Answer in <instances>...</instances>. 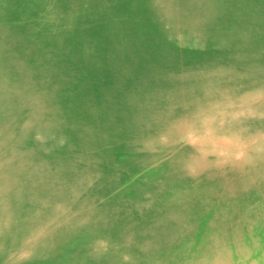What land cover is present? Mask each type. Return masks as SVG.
<instances>
[{
	"label": "rangeland",
	"instance_id": "obj_1",
	"mask_svg": "<svg viewBox=\"0 0 264 264\" xmlns=\"http://www.w3.org/2000/svg\"><path fill=\"white\" fill-rule=\"evenodd\" d=\"M109 1L115 3V5L109 9H104L91 22L85 21L80 17L87 15L86 11L88 9L86 8L85 10L81 9L82 12L79 9L81 14L77 17L74 16L77 14V11H73V13H71L72 11L60 13L59 11L64 8L63 6H59L58 4L53 9L47 4L46 0H12L15 4L22 5L23 7L21 9H16L13 6L0 8L1 22L3 24L8 23V25L3 26V29L12 33L17 31L16 25H27L28 23L31 25V34L40 31L50 32L51 30V35L54 40L56 38L62 39L65 35V25H69V20L73 17L77 22V27H90L95 30L94 37L90 36L82 47L83 54L79 58L72 59V54L75 53L73 48L76 46V43L71 46L62 44V51L57 57L63 56L66 59L56 60V62L59 68H71L73 71L68 73L67 69V75L74 80L91 78L86 80V83L81 86H73L71 90L75 94L85 96L86 94L97 93L98 87L100 86L99 80H102L105 88H110V90L114 88V94L123 97L122 101L113 103L110 108L116 117L117 124L115 126L118 127L113 126L104 132L108 135L111 131H114L107 138L115 141V143L108 146L107 149L97 151V154L103 157L115 158L117 161L132 159L128 165L103 169L111 175H114L115 178L118 176L117 183L106 184L103 182H95L92 186H88L85 181H82L84 175H88V177L95 176L97 170L101 169L89 164L88 173H82L79 170L76 172L74 180L70 182L65 180L62 183L54 184L53 187L57 185L65 187L61 191L63 192L61 195L65 197L69 196V193L72 191L77 190L78 185H83L85 190L75 195L74 199L76 200L73 199L74 202H72L73 200H69L67 203L62 204L55 201L44 203V207L47 205L57 210L56 216L54 217L53 213L46 214V216L41 214L38 218L35 216L33 219L26 221L28 226L33 224L34 229L38 232L35 236L30 237L28 235L29 240L27 242L30 243L29 246H36L38 248L37 244L42 245L47 243L48 247L55 248L61 240L74 239L77 233H80L79 238L85 241L72 244L68 255L62 252V258L55 259V261L63 262L66 257H69L70 262L68 264H87L89 260L93 261V259L102 258L103 252L105 253L106 250H109L114 252L117 258L111 259L112 261L109 259L103 261L98 260L95 264H203V261L204 264H264V258L260 257L261 254H264V181H260L261 178L259 177L264 173L263 160L254 157L247 151L248 153L245 154V163L240 164L243 165V170L240 171V177L236 184L234 182L235 185L232 183L234 181L233 172H229L225 176L216 174L210 179L201 181L199 183L201 188L198 191H191L190 188V191L185 193H175L177 189L180 190L179 186L166 181L165 178V174H168L172 167L183 168V164H181L182 160L190 157L193 153L195 154L194 151L196 150L191 146L193 145L191 143L192 140L187 136L190 130L200 128L199 131L198 129L196 130V135L201 134L203 129H205L202 126L204 124L208 128L216 126V131H213V134L216 136L217 134L219 136L224 133H229V130L240 133L238 132L240 131L238 128H233V130L231 128H228L229 130L224 128L226 124L222 119L224 117V111L227 110L225 104L232 97L237 99L241 95L237 94V92L240 93L242 89L245 90L244 93H249V95L256 94V91H264V60L259 57V54L264 50V43L259 48L258 46L260 44H256L259 41V37L264 36V32L261 31V29H264V21H255L253 19L254 15L257 16L259 14L258 12L264 14V0H191V2L190 0H160L161 6L165 3L162 9L164 8L163 10L165 12L170 10L167 13V18L162 17L165 22L167 20V24H170L171 30L169 34L161 33L159 30L158 27L162 26L161 22L163 23V21H160V17L151 10L152 0ZM194 1L196 3H192ZM74 6L76 8V5ZM250 13L254 15L252 16ZM104 22L108 26L103 25ZM37 28L40 30H36ZM71 28L75 31L72 37L77 36V28ZM106 29L108 30L107 32H111V36H97V30H103L104 32H100L105 33ZM241 31L248 34L245 40L241 38ZM2 35V28H0V36ZM188 36L204 43L205 46L209 44L208 47H213L210 44H215L216 48L222 45L225 48L230 46L236 48L235 44L242 45L245 41L247 46L256 44L258 49L257 52L249 49L252 55L249 58H244L245 62L241 64L236 63L238 60L235 58L236 54L230 52L225 54V58L218 55L213 61L209 59L208 53L206 55L202 54L205 51L204 48L200 54L194 51L188 55H180L176 50V47L181 43L179 42V38ZM170 38L173 42L169 40ZM108 40L113 42L114 46L120 47L117 49L112 46V52L105 54L102 48L108 46L106 43ZM248 41L255 43L248 44ZM168 44L170 47L167 46ZM123 47L125 49H121ZM88 48L94 51L91 54H87L84 50ZM119 50L120 52H130V54H119ZM0 51L2 53L4 52L3 49H0ZM34 53L37 56V52ZM111 54H116L118 60L124 64L126 71L123 72L121 70V65L117 61V64L111 62ZM42 57L43 62L40 61V63H43L42 67H44L48 65L51 53L46 52ZM23 58V56L15 54L13 60L5 56V60L0 61V70L5 71L4 74H0V83L5 81V83L9 84L8 82L17 81L20 73L16 68L20 64L23 65V62L29 65L35 63L29 62L31 60L27 59L25 61ZM202 58H208V63L203 64L201 62ZM97 60L100 61L99 64H97ZM90 61H94L96 64H90ZM169 63L172 64L170 67L166 65ZM116 69L120 70L119 84L121 87L119 89L113 86V83H115L113 80L108 79L109 73L112 74L113 70L115 73ZM6 70L9 71V74ZM182 71L188 75L193 73L191 76L193 80H190L191 83L207 78L205 75H209L213 84L210 89L212 93L210 99L212 102H210L209 106L206 103L204 104V102L195 104L192 106L191 112L187 115L181 112L183 110L178 113H176V110L169 111V109L173 110L177 107L178 97L175 87L168 85L165 81V78L171 73L178 74L182 73ZM230 82L233 88L228 89V83ZM224 85L225 89L223 88ZM238 86L246 87L234 89ZM16 87H18L17 90H15ZM21 90L23 91L21 85L12 84L10 91L14 93H10V98L6 94L8 89L5 92H1L0 98L4 97V95L6 98L5 115L7 117L5 119L0 118V121L3 119L0 122V129L5 132H15L17 135L13 143L18 144V146L20 145L21 148H19L21 151L26 153L28 155L27 157L35 158V162L46 160L56 161L58 158L59 160H64L66 163L68 162L67 164L78 165L83 169L81 164L86 161L88 162L87 159L90 158L86 154L88 152L76 150L84 144L79 136L83 132L82 128L91 130V127H93L91 130L93 131L98 126L96 128L97 130L104 127V124L110 127L108 118L104 119V114L98 110L102 106L94 104L97 112L100 113H98L99 120L95 121L91 127L89 120L83 118L82 112H79L75 119L79 124L72 123L73 125H71L65 121L59 122V118L57 120L58 109L62 107L61 104L65 103V98L69 100V97L61 94L54 95L52 92H45L40 95L37 93L28 97L26 95L27 93L24 94ZM45 94H50V96L44 97ZM38 95L41 101L46 98L52 99V102L55 100L53 106H48L47 109V107L42 105L41 109H34V112H32L34 114L33 118L29 117V110L20 111V104L27 103L32 98V103H35V100H39ZM127 99H129L131 104L125 102ZM183 102L184 100L182 99L179 103ZM63 108L64 110L60 115L63 116L62 119H65V116L67 117L72 112V106L65 105ZM188 108H190V105H188ZM165 112L167 113L166 117L170 121L171 126L168 124V127H164L162 125L163 121L156 123L147 122L151 117L159 116ZM126 113H129L131 117L125 120L121 119L120 117ZM51 114L52 116L49 119L46 118V116ZM200 114L204 115L201 117ZM142 122H144V125H140ZM214 123L217 124L215 125ZM81 124L82 127L80 126ZM158 127L159 129L161 127L160 132ZM38 128H41L45 133L41 140V149L51 151L49 153L41 152L40 144L37 145L34 143L35 138L25 135V133H28V135L32 134ZM248 128L252 130L256 127L252 125ZM76 130H79L80 133ZM68 131H75L76 135ZM22 135H25L22 137L23 139L20 138ZM82 135L84 136V134ZM247 136L248 134L244 131L242 138H247ZM88 137L86 140L90 139L91 141L90 134ZM0 140L5 141L4 138ZM116 142L123 143L129 148L132 147V149L122 151ZM141 144H149L152 150L145 151L137 149ZM153 148L156 149L153 150ZM176 153L180 155L178 156ZM0 158V164L3 165L5 159L4 157ZM209 158L211 169L221 168L224 164L213 161L212 158L214 157L210 153ZM204 163L208 164L209 162L205 161ZM204 167L205 164L199 170L203 171L205 169ZM250 168H253V172H250ZM238 171L236 170L235 174ZM4 175L0 176V178ZM29 178L31 176L24 174L20 178L23 180L22 183L20 182L21 185L20 183L18 184L19 190H22L25 194L22 195L24 198H19L21 204L24 205L26 202L29 204L36 202L39 194L44 196L43 186H47L37 179ZM250 178L253 179L250 180ZM26 179H29V182ZM139 180L145 183L142 187V193L150 192L148 194L151 195L148 196L145 204L150 202L151 210L167 214L162 222L155 223L154 228L151 226L154 218L146 220L145 214L137 212L136 208L141 203L135 201L133 198H130L131 200L127 202L112 204L108 208L104 207V203L110 201L108 200L110 196L120 192L124 188H133V184ZM224 180L231 182L232 189L230 190V195H234V198H238L241 192L243 194V190L247 188L248 190L251 189L249 199L245 201L237 200L232 203L222 199L223 189L218 190L212 187ZM12 181L9 180L7 183H0V187H3V189L5 186L9 187ZM36 186L37 192L35 193L31 190L32 188L35 190ZM3 189L1 188L0 190V200L14 201L15 196L10 197L3 194ZM256 190L263 192L257 195ZM224 192L226 194L228 191ZM156 195L164 196L163 200L160 202L156 200V202L152 203L151 197ZM14 207L15 205L7 208L0 207V227H4L7 223L11 227L16 226V220L20 218V215L18 214L17 218L14 216V213H12ZM48 210L51 209L48 208L46 212ZM113 211L117 215L118 213L126 214L128 212L129 217L128 219L125 218V220L115 218ZM83 212H85L84 214L90 212L92 217L88 221V225L93 224L95 222L93 219L97 218V222H102L107 228L94 231L87 227L80 229L77 224H71L73 219L79 217ZM96 215L97 217H95ZM224 217L225 228L219 223H222ZM232 218H239L238 221L241 218L242 221L239 222L243 225H230L229 222ZM123 221L133 225V228L127 229L117 236L115 235V230L112 231L110 229L118 226L121 222L124 223ZM210 221H215L216 223V226L211 230L208 229ZM93 237L97 238L89 240V238ZM23 238L24 235L17 229H14L13 233L8 235L6 239H3V237L0 238V248L5 252L10 246L16 243L19 244ZM116 239H120V244L117 243L118 246L109 248L107 243H115ZM172 239L176 240L177 244L169 248L166 243ZM144 241H152L154 244L147 246L145 249L140 247V244ZM203 250H206V252ZM38 251L39 249L34 248V254L31 257L34 255L44 260L52 258L51 254L49 255L47 251ZM4 252L0 253V264L9 263L8 254ZM192 255L193 257H191ZM3 260L5 261L2 262Z\"/></svg>",
	"mask_w": 264,
	"mask_h": 264
},
{
	"label": "bare ground",
	"instance_id": "obj_2",
	"mask_svg": "<svg viewBox=\"0 0 264 264\" xmlns=\"http://www.w3.org/2000/svg\"><path fill=\"white\" fill-rule=\"evenodd\" d=\"M46 1H47V4L53 9H55V7H57L58 4H59V6L60 5L63 6L64 8L62 10H60V11L58 10L60 13H67L69 11H72L71 13H73V11H77V14L74 15L77 17L79 16V14H81V12H82L81 9H84V10H85V8L88 9L86 11L87 15L85 17L80 16L81 18H83L85 21H88V22H91L92 20L96 19L99 16V14H101V12L104 11V9H109L111 6L115 5V3H112V1H109V0H46ZM190 2H191V0H190ZM192 3H196V1H194ZM74 5H76V8ZM194 5H196V4H194ZM9 6H13L16 9H21L23 7L22 5L15 4L14 2H12V0H0V8H7ZM162 6L160 3V0H152L151 10L154 11L160 17V21H163V23L161 22L162 26H159L158 28L161 31V33L169 34V31L171 30L170 26H169L170 24L169 23L167 24V20L165 22L162 19V17L167 18V13L170 12V10L165 12L163 10L164 8L162 9ZM79 9L81 10V12ZM177 11H179V10H177ZM177 11H175V12H177ZM258 13L259 14L257 16H255L253 13H250V14L252 16L254 15L253 19L255 21H264V14L261 12H258ZM76 24H77V22H76L75 18L73 17L71 20H69V25H67V24L65 25V33H64L65 35L63 36V38L62 39L56 38L54 40L52 38V35H51V30H50V32H48V31L41 32L40 31V32H36L34 34H31L30 33L31 32V25L28 23H27V25H25V24L24 25H16L17 31H15L13 33L8 32L7 30L3 29V26L8 25V23L3 24L0 20V28H2V33H3V35L0 36V49L4 50L3 53H2V51H0V61L5 60V56H7L8 59L13 60V56L16 54L18 56L19 55L23 56L24 57L23 59H25V61L31 60L29 62H35L32 65H29V64H26L25 62H23V65L20 64L22 66H20L18 63L20 68L18 67V68H16V70L19 71L20 76H18L17 81H12L13 83L8 82L9 84H7V83H5V81L3 83H0V95L2 94L1 92H5L6 89H8V92L6 93V94H8V97H9L10 93H14V92L10 91L12 84L21 85V87L23 89V91L21 90V92H23L24 94L27 93L26 95H28V97L33 96L37 93L40 95V94L45 93V92L46 93L52 92L54 95L55 94H61L63 96L69 97V100H67L65 98V100H66L65 103L61 104L62 107L60 109H58L57 120L59 118V120H60L59 122L65 121V122H67V124H71V125H73L72 123L79 124V122H76L75 119L77 117V114L79 112H82L83 116H84L83 118H87L89 120L90 127H91L95 121L99 120L98 113L101 112L105 116L104 119L108 118L109 125H110V127H107L108 125L104 124V127L99 128L97 130L96 128H98L99 127L98 126L93 131H91L93 129V127H91V130L87 129L88 132H87V130H85L84 127L82 128L83 132L82 131L81 132H82V134H84V136L82 134L79 136L81 137L84 144H82V146H79L80 148H77L76 150H84L85 152H88L86 154L90 159H87L88 162L86 161V162L81 164L82 168L85 171L83 169H81L78 165L67 164L68 162L66 163L64 160H61V159L59 160L57 157H56L57 158L56 161L55 160H49V161L46 160V161L35 162V160H34L35 158L32 159L30 157H27L28 155L21 151L20 145L18 146V144L13 143V140L16 138V135H17L15 132H5V131L0 129V139H2V138L5 139V141L0 140V157H4V159L6 160V161L4 160L3 165L0 164V176L4 175L6 173L3 177L0 178V183H7V182H9V180H13L9 187L5 186L4 189H3V187H0V190L2 188L3 194H6L10 197L15 196L14 201H7V200L2 201V200H0V207L7 208V207H12V205H15V207L12 209V213H14V216L16 218H17L18 214L20 215V218H17V220H16V226L11 227L10 224L7 223L4 227H0V238L3 237V239H6V237L8 235L13 233L14 229H17L22 235H24V238L19 242V244L16 243V244L10 246L7 251L4 252L0 248V253L4 252L5 254H8V258H9L8 264H68L70 262L69 257H66L65 261H63V262H57V261H55V259H60L62 252H65V254L68 255V253L70 252V247L72 244L85 241V240H81V238H79V236L81 234L77 233V236L74 239H70V240L63 239V240H61L59 242V245L56 246L55 248L48 247L47 243L42 244V245L37 244L38 248H36V246L30 247L29 246L30 243L27 242L29 240L28 235H30V237L35 236L38 232L36 229H34L33 224L31 226H28L26 224V221L33 219L35 216H37V218H38V216L39 215L41 216V214H44L46 216V214L53 213V216L55 217L57 210H54L53 208H51L50 206H47V205H46V207H44L43 206L44 203L51 202V201H55L59 204H62L65 202L67 203L69 200L70 201L73 200L76 194L85 190L83 185H78L77 190L72 191L71 193H69L70 194L69 196L65 197V196L61 195V194H63V192H61V191H63L65 187L60 186V185L53 187L54 184L62 183V181H65V180H68L69 182L71 180H74L75 176H76V172H78L79 170L82 173H88L89 164L96 166V167H99L101 169L97 170V172L95 173V176L88 177V175H84V178L82 181H85L88 186H92L95 182L96 183L103 182L106 184H112L114 182L117 183L116 180H117L118 176L115 178L114 175H111L108 171L103 170V169H108L109 167H114V166L128 165L130 163V161L132 160V159H127L124 161H117L115 158L103 157V156H99L97 154V151L107 149L108 146L115 143V141H111L110 139L107 138V136L110 134H113L114 131H111L108 135L104 132L109 130L111 127H113L117 124V121L115 119L116 117L113 115L112 109H110V108L112 107L113 103H117L119 101H122L123 97L118 96L117 94H114V92H115L114 88L111 90H110V88H105L102 84V80H99L100 86L98 87L97 93L86 94L85 96L77 95V94H75V92H73L71 90L73 88V86H81L82 84L86 83V80L91 79V78H83V79L79 78L78 80H74L67 75L69 72L73 71L71 68H67L68 69V73H67V69L59 68V66L57 65L56 60H63L65 58L63 56L57 57L60 54V52L62 51V44H66L68 46H71V45L76 43V46L73 48V51L75 53L72 54V59H76V58H79V56L83 54L82 47L87 42V39L90 36L94 37V35H95V30H93L92 28H90V27H86V28L77 27ZM103 25L108 26V24L106 22H104ZM71 27L77 28V33H78L77 36L72 37L75 34V31ZM36 30H40V29L37 28ZM22 31L24 32L23 34H22ZM100 31L104 32L103 30H99V31L97 30V32H98L97 36L98 37L99 36L106 37V36L112 35L111 32H107L108 31L107 29L105 30V33H102ZM261 31L264 32V29H261ZM241 32H242L241 38H243L245 40L247 38L248 34L244 31H241ZM169 40L173 42V40L171 38ZM179 42H181V43L179 44L178 47H176V50L180 55H188L194 51H197V53L200 54L202 49L204 48L205 51L202 52V54L206 55L208 53L209 57H210L209 59H211V60L216 58L218 55H221L225 58V54H228L230 52V53L236 54L235 58L238 59L236 63L241 64L242 62H245L244 58H249V56L252 55L251 52L249 51V49L252 50L253 52H257V49L259 47H261V45L264 43V36L259 37V41L256 43V44H260L258 46V48H257L256 44H253V45H255L254 47H252L253 45L247 46L245 41L242 43V45L238 44L239 47H237L238 45L235 44L236 48H232L231 46L225 48L224 45L216 48L215 44H210L213 47H208L209 44L206 43L207 45L205 46L204 43H202L198 40H195L191 36L179 38ZM106 43L109 47L108 46L103 47L102 51L105 54H108V53L112 52L111 49H112V46H114V45H113V42H111L110 40L106 41ZM239 43H240V41H239ZM252 43H255V42H253V41L249 42L248 41V44H252ZM167 46L170 47L169 44ZM114 47H116L118 49L120 46H118V47L114 46ZM5 49H6V51H5ZM121 49H125V48L123 47ZM120 50L118 51V53L120 52ZM84 51L87 54H91V52H93L94 50L91 51L88 48L87 50H84ZM34 52H37V56L35 55ZM46 52H50L51 57H50V60L48 62V65L42 67L43 63H40V61L43 62L42 55H44ZM119 54H123V55L128 54L129 55L130 52L122 51ZM29 55H31V56L29 57ZM259 57L264 60V50L262 53L259 54ZM209 59L208 58H202L201 62L203 64H206V63H208ZM110 60L113 64H114V62H115V64H117V62H118L121 65V70L123 72L126 71L124 64L121 63L122 61L118 60V58L116 57V54H114V55L111 54ZM52 63H54V64H52ZM91 63L96 64L94 61H90V64ZM99 63H100V61L97 60V64H99ZM85 64H89V63H85ZM166 65L168 67H170L172 64L169 63ZM32 66H33V68H32ZM111 68L114 69L112 66H111ZM6 71H8V70H6ZM4 72L5 71L0 70V74H2V73L4 74ZM8 74H9V71H8ZM192 75H193V73H190V75H188V74H184V71H182V73H178V74L171 73L167 78H165V81L168 85L175 87L176 92H177V97H178L177 107H175L173 110L169 109V111L176 110V113H178L181 110H183L181 112H183L184 115H187L188 113L191 112V108L193 105L201 104V102H204V104L206 103L207 106H209L210 102H212L210 99V97L212 96L210 89L213 86V84H212V81H211L209 75H205V76H207V78H203V79L195 81V83H191L190 80H193L191 78ZM108 79L113 80L115 82V83H113L114 84L113 86H116V88L119 89L121 87V85L119 84V79H120V70L119 69H116L115 73H114V70L112 71V74L109 73ZM228 85H229L228 89L233 88L231 82L228 83ZM239 87H246V86H238V87H235L234 89H238ZM17 88L18 87H16L15 90H17ZM223 88L225 89V85L223 86ZM244 91L245 90L242 89V90H240V93L237 92V94H241L237 99L232 97V99H230L226 104L224 103L226 105V107L223 105L227 109L224 111V117L222 119V121H224L226 124L224 128H226L227 130H229L228 128H231L232 130H233V128H238L240 130L238 132H240V133L232 132L231 130H229L230 131L229 133H224L223 135L221 134L219 136L217 134V136H216L213 134V131H216L215 130L216 126L208 128V126H206L204 124H202V126H204L205 129H203V132L201 134L196 135L197 134L196 130L198 129V131H199L200 128H195V129L190 130L188 132L187 136L189 138H191V140H192L191 143L193 145H191V146L193 148H195V150H196V151H194L195 154L193 153V154H191L190 157L182 160L181 164H183L182 165L183 168L179 169V168H176V166H175V167L171 168V170L168 174H165L166 181H169L170 183H173V184H177V186H179L180 190L177 189L175 191V193H181V192L185 193L187 191H190V188H191V191H198L201 188V186H199V183L201 181L206 180V179H210L213 177V175H216V174H221L222 176H225V174H228L229 172H233L234 181L232 183L234 184V182H235V184H236L238 178L240 177L239 173H240V171L243 170V165H240V164L245 163V154L248 152L251 153L254 157L263 160V162H264V91H259V92L256 91L257 93L253 94V95L252 94L249 95V93H244ZM95 94H97V95H95ZM39 95L37 96L39 100L38 101L35 100L34 101L35 103H32V101H33V98H32L27 103L20 104L19 105L20 111L29 110V112H30L29 117L33 118L34 114L32 112H34V109H36V108L41 109L42 105L47 107V109H48V106H51V107L53 106L55 100L52 102V99L46 98L43 101H41L39 98ZM49 96H50V94L44 95V97H49ZM15 97H16V95H15ZM177 97H175V98H177ZM229 97H231V96H229ZM20 98H21V96H20ZM182 99L184 100V102L179 103L180 100H182ZM20 102H21V100H20ZM125 102L130 103L129 99H127ZM94 104H98V105L102 106V107L98 108V110L100 112H97ZM5 105H6V98L4 95V97L0 98V118H3V119H5L7 117L5 115V110H6ZM65 105L72 106V110H71L72 112H70L67 115V117L65 116V119H62L63 116H61L60 114L63 112V110H64L63 107H65ZM188 105H190V108H188ZM91 107H94V108H91ZM221 107H222V105H221ZM84 111H85V114H84ZM157 111H159V110H157ZM217 111H218V109H217ZM214 112H215V110H214ZM206 113H204V114H206ZM204 114H200V116L202 117ZM166 115H167V113L165 112L159 116H157V115L153 116L147 122L156 123L159 121H163L162 125H164V127L165 126L168 127V124H170V121L168 120ZM51 116H52V114L46 116V118L49 119V117H51ZM129 117H131V115L129 113H126L125 115H122L120 118L125 120V119H128ZM209 117H210V115H209ZM199 119H201V118H199ZM140 125H144V122L140 123ZM252 125H254L256 128L251 130L248 127L252 126ZM80 126L82 127V124ZM170 126H171V124H170ZM115 127H118V126H115ZM161 127H160V129L158 127L159 132L161 131ZM24 130H25V128H24ZM158 130H156V131H158ZM76 131L80 133L79 130H76ZM244 131L248 134V136H247V138L243 139L242 134ZM20 132H18V133H20ZM68 132L76 135L75 131H68ZM44 134L45 133L43 132V130L41 128H38L32 134H29V135H28V133H25L26 136H28V137L31 136V138L32 137L35 138L34 143H36L37 145L40 144V149L42 146L41 140L43 139ZM86 134H88V135L90 134L91 141H90V139L86 140L87 138H89L88 135H86ZM25 135L20 136V138L24 137ZM67 135H68V133H67ZM250 135H252V136H250ZM176 136H175V138H176ZM19 143L21 144V142H19ZM32 143H33V141H32ZM32 143H31V145H32ZM146 143H148V142H146ZM116 144L120 146V150H122V151L132 149V147L129 148L123 143L120 144L119 142H116ZM72 145H74V144H72ZM148 145L147 144H141L140 146L137 147V149L145 150V151H151L152 148L150 147V145L149 146ZM72 148H74V147H72ZM155 149L156 148H153V150H155ZM34 150H35V148H34ZM42 151H43V153L44 152H46V153L51 152V151H47L46 149H41V152ZM77 153H79V152H77ZM209 153L212 154V156L214 157V158H212L213 161L224 163L221 166V168H218V169H214V168L211 169L210 168L211 163H210ZM180 154L176 153V155H178V156ZM34 155H36V154H34ZM44 155H46V154H44ZM41 156H43V155H41ZM35 157H37V156H35ZM73 157L77 158L76 156H73ZM133 159H134V157H133ZM205 161H208L209 163L208 164L204 163ZM204 164H205V167H204L205 169L203 171H200L199 169H201L202 165L204 166ZM236 170H239L237 174H235ZM250 172H253V168H250ZM24 174L31 176V178H29V179H37L41 183L47 185V186H43L44 187L43 188L44 196L39 194L38 200L36 198V202H34L33 204H29L26 202L24 205V204H21V202L19 201V198H24V197H22V195H25L24 192L22 190H19V187H18V184L20 182L22 183V181H23L20 178ZM116 174H118V173H116ZM259 177L261 178L260 181H264V173L261 174V176H259ZM29 179H26V181L29 182ZM251 179H253V178H250V180ZM21 183H20V185H21ZM239 183H241V182H239ZM144 185H145V183H143V181H141V180L136 181L133 184V188H129V187L124 188L120 192L110 196L108 198V200H110V201L105 202L104 207L108 208V207H111L112 204H119V203H123L124 201L127 202V201L131 200L130 198H133L135 201L141 203V205H139L136 208L137 212H139V213L142 212V214H145L146 220H148V219L150 220V219L154 218L153 222H151V226H152V228H154L155 223L162 222V220L166 217L167 214L158 212L156 210H151L152 208L150 207V205H151L150 202H148V204H145L146 199L150 195L148 193H150V192L142 193V187ZM240 186H243V185H240ZM212 188H216L218 190L223 189L222 190V194H223L222 199H225V201H228L229 203L235 202L237 200L245 201V200L249 199L248 197H250V195H251L250 194L251 189L248 190V188H247V189L243 190V194L241 192V194L238 196V198H234V195H230V192H231L230 190L232 189L231 188V182L227 181V180H224L221 183L214 185ZM31 191H34L36 193L37 192V186L35 187V190L32 188ZM224 191H228V192L225 194ZM262 192L263 191L256 190L257 195L262 194ZM163 197H161L160 195H156V196L151 197L152 200H151V198H149V199L153 203V202H156V200H158L160 202L161 200H163ZM74 200H76V199H74ZM74 200L72 202H74ZM48 208H50L51 210H48L46 212V210ZM207 208L209 209V207H207ZM251 208H249V209H251ZM223 210H225V209H223ZM84 213L85 212L80 214L79 217H75L71 224H77L80 227V229L87 227L88 229L94 230V231H97V229L103 230L104 228H107L106 225L103 224L102 222H97V218L93 219L95 221V222H93V224L88 225V221L92 217L90 215V212H86V214H84ZM120 215H122V216H120ZM113 216L115 218L125 220V218L128 219L129 214L127 212L126 214L118 213V215H117L116 212L113 211ZM119 216L122 218H120ZM95 217H97V215ZM238 219H233V218L230 219L231 221L229 222V224L230 225L235 224V226L236 225L242 226L243 224H240V222L242 221L241 218L239 220L240 222L238 221ZM219 223L222 225V227L225 228V217H224V220H222V223L221 222H219ZM215 226H216L215 221H210L208 224V229L211 230ZM217 227H218V225H217ZM131 228H133V225L127 224L126 222H124V223L121 222L118 226L114 227L113 229L111 228L110 230H112V231L115 230V235L119 236V234H121L125 230L131 229ZM95 238H97V237L89 238V240H92ZM208 239H210V238H208ZM210 241H212V240H210ZM117 243L120 244V239H116L115 243H107V245L109 246V248H111V247L118 246ZM152 244H154V242H152V241L145 242L144 241L143 243L140 244V247H143L146 249L147 246L152 245ZM166 244L168 245L169 248H172L173 246H175L177 244V241L172 239V240L167 241ZM253 244H255V243H253ZM201 245H202V242H201ZM208 245H210V244H208ZM208 245H206V246H208ZM258 247H259V245H258ZM34 248L39 249L38 252L47 251L49 253V255L51 254L52 258H50L49 260L48 259L44 260V259H42L38 256H34V255L31 257V255L34 254ZM203 251L206 252V250H203ZM196 253H197V251H196ZM261 253H262V251H261ZM196 256H199V255H196ZM203 256H205V255H203ZM208 256H207V258L210 257V256L209 257ZM191 257H193V255ZM260 257L264 258V254H261ZM116 258H117V256L114 252L106 250L105 253L103 252L102 258L93 259V261L89 260L87 264H95V263H97L98 260L103 261L105 259L106 260L109 259L110 261H112L111 259H116ZM195 258H197V257H195ZM190 259H188V260L190 261ZM4 261L5 260H3L2 262H4ZM184 262H185V259H184ZM202 263L204 264V261ZM197 264H199V263H197ZM214 264H216V263H214Z\"/></svg>",
	"mask_w": 264,
	"mask_h": 264
}]
</instances>
